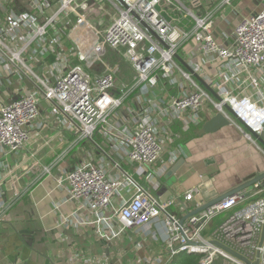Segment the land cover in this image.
<instances>
[{
    "label": "built area",
    "instance_id": "obj_1",
    "mask_svg": "<svg viewBox=\"0 0 264 264\" xmlns=\"http://www.w3.org/2000/svg\"><path fill=\"white\" fill-rule=\"evenodd\" d=\"M122 1L125 7L119 8L117 18L99 29L87 18L89 0H57L56 8L49 13L46 11L48 0H33L29 10L15 6L13 0H0V74L25 78L30 84L27 92L0 105V148L15 151L25 146L30 139L28 125L38 114L41 97L63 116L79 138L93 140L97 131L111 128L110 117L124 107L135 88L143 84L152 87L159 77L179 84L176 71L187 82L179 96L162 107L128 108L133 117L132 127L117 128L124 135L126 159L137 165L138 175L151 181L164 173L163 168L156 171L152 166L163 150L155 123L165 114L177 120L182 130H188L199 124L200 111L205 106L226 115L223 104H228L235 115H227L231 123L245 139L256 142L247 128L253 132L262 130L264 103L249 96L233 95L226 86L218 88L221 100L213 99L190 72L178 67L175 55L186 41L193 39L201 52L215 54L229 66L263 68L264 8L242 17L234 27L232 41L225 45L211 33L212 14L197 17L180 0ZM170 10L194 18V23L187 30L179 29L164 16ZM132 11L164 44L140 25ZM64 39L71 45L69 49L63 45ZM105 46L122 49L136 72L134 83L117 93L113 90L115 69L97 75L86 70L89 56L98 52L101 58ZM52 52L53 61L42 65ZM74 55L75 61H70ZM47 66L49 75L44 73ZM250 81L258 90L257 79L251 77ZM49 170V166L43 168V172ZM63 180L68 199L89 211V216L84 218H78L74 212L65 222L95 225L98 235L106 239L117 237L129 228L163 226L164 252L148 259V264H166L180 252L198 255L197 264H246L210 240L223 243L251 262L258 255L257 264H264V180L250 186L249 196L244 192L235 193L183 221L184 215L203 203L204 190L200 186H193L180 195L163 196L159 192L161 188L152 193L128 173L122 179L111 177L102 164L91 160L75 165ZM123 190L129 192L128 198H123ZM121 195V204L114 207V220L106 217L105 209L113 206L114 197ZM247 198L251 199L246 202ZM189 201L195 202L191 209L187 207ZM10 204L11 201L0 200V221ZM174 206L183 215L173 212ZM223 213H227L224 219L213 230L205 232Z\"/></svg>",
    "mask_w": 264,
    "mask_h": 264
},
{
    "label": "crops",
    "instance_id": "obj_2",
    "mask_svg": "<svg viewBox=\"0 0 264 264\" xmlns=\"http://www.w3.org/2000/svg\"><path fill=\"white\" fill-rule=\"evenodd\" d=\"M13 1L22 10L31 9L33 2ZM180 1L197 17L212 14L211 33L225 45L232 41L234 27L242 17L264 8V0H230L228 3L222 0ZM48 2L47 13L57 6V0ZM89 3L87 18L101 17L98 21L100 27H106L116 19L121 7L116 0H89ZM109 6L114 12L108 9ZM164 16L179 29L187 30L194 23V18L184 17L180 11L170 10ZM62 41L68 49L71 47L65 39ZM104 50L109 56V62L105 64L107 69H115L113 90L117 93L134 83L136 72L122 49L106 46ZM178 55L218 95V88L226 86L233 95L249 96L264 103V67L229 66L215 54L201 52L193 39L181 46ZM53 59L52 52L42 65L50 64ZM75 59V55L70 57V61ZM176 63L181 70L188 72L181 61L176 59ZM91 64L97 67L90 69V74L97 75L95 73L103 65L99 62ZM48 71L47 66L44 73L49 75ZM175 77L179 84L159 77L152 87L143 84L135 88L124 107L110 117L111 128L97 131L93 140L79 138L63 116L48 101L40 98L38 114L28 125L29 141L15 151L0 148V200L11 201L0 221V264H148V259L164 252V228L161 225L129 228L117 237L106 239L98 235L95 225L65 222L74 212L78 218L89 216L86 208L68 199L63 180L65 174L80 162L91 160L102 164L109 176L119 179L128 173L152 193L161 188L159 192L163 196L180 195L197 185L204 190L203 203L264 171V148L257 141L245 139L235 124L185 140L183 133L188 130H182L177 120L165 114L159 116L155 123L163 141V150L160 159L152 166L156 171L163 168L164 173L151 181L137 174V165L126 159L124 135L117 128L132 127L133 117L128 108L162 107L179 96L187 82L179 71ZM192 77L208 91L194 75ZM251 77L257 79L258 90L252 87ZM29 89L30 84L25 78L0 74V105ZM216 112L212 106H205L200 111L199 124L202 125ZM193 127L199 129L198 125ZM45 166L50 167L49 172H43ZM241 192L247 197L251 188ZM123 194L124 199L130 195L127 190H123ZM123 198L122 195L114 197L113 206L105 209L104 215L114 220V207L119 206ZM194 203L189 201L187 207L191 209ZM171 210L180 212L175 206ZM226 214L223 213L224 217ZM224 217H216L205 232L213 230ZM164 257L167 258L165 254Z\"/></svg>",
    "mask_w": 264,
    "mask_h": 264
},
{
    "label": "water",
    "instance_id": "obj_3",
    "mask_svg": "<svg viewBox=\"0 0 264 264\" xmlns=\"http://www.w3.org/2000/svg\"><path fill=\"white\" fill-rule=\"evenodd\" d=\"M116 2H118L121 6L125 7V4L123 3L122 0H116ZM132 15L139 21L140 25L142 27H144L145 29H147L148 32H150L156 39H158L162 44H164L159 36L155 33V31H153L145 21H143L142 19H140L137 15V13H135L134 11H132ZM175 58L178 59L179 61H181L183 63V65L185 66V68L188 69V72H190L192 75H194L199 82L214 96V98L218 101L221 100V97L215 93V91L207 85V83L204 82L203 79H201L198 75H196L191 69L190 67H188L181 59L180 56L177 54L175 55ZM223 109L226 113V115L221 112V111H217L212 117H210L209 119H207L206 121L203 122V124L201 125V127L197 130V134L198 135H202L205 133H213L217 130H219L220 128L224 127V126H228L231 121L228 118L229 117H235L234 112L232 111V109L230 108V106L228 104H223ZM228 115V116H227ZM247 130L251 133L253 139H255L257 141V143L264 148V125L263 128L260 132H253L250 129L247 128ZM264 180V171L261 173L256 174L255 176L247 179L246 181L236 185L235 187L229 189L226 192L221 193L220 195L202 203L199 207H197L195 210L188 212L186 215H184L181 218V221H183L185 218H187L188 216H191L193 214H196L204 209H206L208 206L222 200L225 197H228L230 195H233L235 193L241 192L247 188H249L250 186H252L254 183L256 182H260ZM199 224H197L198 226ZM210 243L220 247L221 249H223L224 251L228 252L229 254L233 255L234 257L240 259L241 261H243L246 264H257L258 261V255L256 256V260L254 262H251L248 258H246L245 256L241 255L240 253L236 252L235 250L231 249L230 247L224 245L223 243L217 241V240H210ZM201 244V243H198Z\"/></svg>",
    "mask_w": 264,
    "mask_h": 264
},
{
    "label": "rangeland",
    "instance_id": "obj_4",
    "mask_svg": "<svg viewBox=\"0 0 264 264\" xmlns=\"http://www.w3.org/2000/svg\"><path fill=\"white\" fill-rule=\"evenodd\" d=\"M110 11H112V12H114V9H113V7L112 6H109V8H108ZM111 13V12H110ZM100 19H101V17H93V16H88V20L91 22V23H93L97 28H99V29H102V28H104V27H100V25L98 24V21H100ZM106 47V46H105ZM88 56V55H87ZM93 56V57H92ZM92 57V58H91ZM85 59H87V57L85 58ZM91 61H90V60ZM108 59H109V56L107 57V55L105 54V50H103L102 51V55H101V58H99V54H98V52H94L91 56H89V58H88V67H86V70H87V72L88 73H91V71H89L90 69H95L97 66H93L92 64H91V62L92 63H104V64H107L109 61H108ZM120 61L122 62V60L120 59ZM90 65V66H89ZM101 67V66H100ZM120 67H121V64H120ZM107 66L106 67H103L102 66V68H100V69H98L97 71V73H95V74H101V73H104V72H108L109 71V69H107ZM130 74H132V73H130ZM114 75H115V72H114ZM222 217H224V215L223 214H221V215H219L218 217H217V219H219V218H222ZM224 264H234L233 262H228V263H224Z\"/></svg>",
    "mask_w": 264,
    "mask_h": 264
},
{
    "label": "trees",
    "instance_id": "obj_5",
    "mask_svg": "<svg viewBox=\"0 0 264 264\" xmlns=\"http://www.w3.org/2000/svg\"><path fill=\"white\" fill-rule=\"evenodd\" d=\"M201 124H198V128ZM185 135L184 139L188 140L197 136V128L191 126L188 131L183 133ZM199 256L192 253L180 252L169 259L166 264H197Z\"/></svg>",
    "mask_w": 264,
    "mask_h": 264
}]
</instances>
